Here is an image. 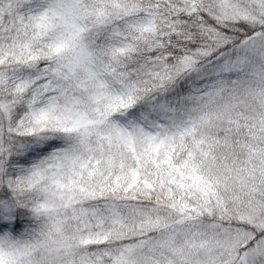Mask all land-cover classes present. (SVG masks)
I'll return each instance as SVG.
<instances>
[{"label": "snow or ice", "instance_id": "1", "mask_svg": "<svg viewBox=\"0 0 264 264\" xmlns=\"http://www.w3.org/2000/svg\"><path fill=\"white\" fill-rule=\"evenodd\" d=\"M0 264H264V0H0Z\"/></svg>", "mask_w": 264, "mask_h": 264}]
</instances>
